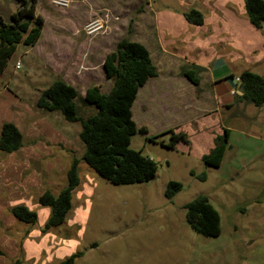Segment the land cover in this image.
I'll return each mask as SVG.
<instances>
[{
    "label": "rangeland",
    "instance_id": "rangeland-1",
    "mask_svg": "<svg viewBox=\"0 0 264 264\" xmlns=\"http://www.w3.org/2000/svg\"><path fill=\"white\" fill-rule=\"evenodd\" d=\"M88 1L72 0L69 8L59 10L49 0H37L35 12L44 20L39 42L33 49L18 45L0 76V122L13 123L23 136L18 152L0 153V264L15 260L59 264L78 253L82 254L74 264H264L263 108L237 104L232 94L236 107L221 113L207 111L198 122L176 127L183 122L180 113L185 121L188 117L179 109L178 99L196 94L181 76L161 74L157 82L163 85V80H170L173 88L178 84L179 92L167 96L160 112L156 109L159 99L148 102L147 81L132 105L133 121L146 134L132 136L130 148L152 159L157 170L150 181L127 185L109 183L80 160L85 147L78 136V122L37 108L41 92L61 79L78 91V116H90L95 110L84 102L85 91L97 86L105 93L111 87L103 62L118 41L141 42L156 61L160 52L151 33L158 28L164 42L172 40L169 48L189 53L186 34L202 30L186 24L183 13L192 8L203 12L205 8V15L213 12L209 2L197 7L203 0H184L185 5L182 0ZM93 1L101 4L99 10L77 22L73 9L77 6L75 14L80 15ZM239 3L244 9V0H234V8ZM15 4L16 0H0L4 23L10 22L9 11ZM106 14L104 32L86 37L83 26ZM235 16L225 19L231 27L225 36L238 33L235 41L218 43L219 27L208 23L203 30L208 29L210 36L200 40L194 52L208 58L215 55L213 48L234 72L249 69L264 78V25L256 30L245 14ZM16 61L19 69H15ZM160 116L163 124L157 120ZM223 125L229 128L225 156L220 167L206 166L202 157L210 152L216 128ZM180 132L186 142L178 141L174 149L148 140L161 134L156 140L169 143L172 134ZM73 158L79 160L80 184L72 194L71 210L63 224L44 232L50 209L40 206L38 198L45 191L56 196L66 186ZM24 161L27 168L21 165ZM201 174L206 177L203 181L196 177ZM169 181L182 185L172 199L163 195ZM199 195L206 196L219 214L216 238L202 237L186 223L184 206ZM16 204L36 212L35 225L12 219L8 210Z\"/></svg>",
    "mask_w": 264,
    "mask_h": 264
},
{
    "label": "trees",
    "instance_id": "trees-1",
    "mask_svg": "<svg viewBox=\"0 0 264 264\" xmlns=\"http://www.w3.org/2000/svg\"><path fill=\"white\" fill-rule=\"evenodd\" d=\"M17 7L10 15V23H4L0 17V76L18 45L34 46L40 38L44 20L35 12L37 0H16ZM244 11L249 24L256 30L264 25V1L244 0ZM185 21L193 26H201L203 14L190 9L183 13ZM106 77L111 80V87L105 93L97 86L88 87L84 102L93 107L95 112L86 118L78 116L76 100L78 91L61 79L54 80L45 88L36 101L39 109L59 112L67 122H78L80 141L84 144L81 156L98 176L113 185L141 184L154 178L156 163L140 151L130 148L132 136L136 133L146 134L145 129L138 128L132 118V105L137 94L149 79L157 76L148 50L140 43L123 38L115 45L103 62ZM186 78L196 83L189 75ZM237 89L241 95H235L237 104L252 105L260 108L264 105V78L251 71H243L237 77ZM161 135V134H160ZM158 135V136H160ZM229 130L224 128L220 136L215 137L214 146L202 157L206 166L218 168L225 156L228 146ZM158 136L149 137L153 143H159L168 149H174L178 141L186 142L182 132L171 136L169 143L157 141ZM23 145V136L11 122H4L0 129V152L11 154ZM79 160L73 158L66 172V186L54 196L49 191L43 192L38 204L50 209L44 225V232L64 223L71 210L72 194L79 186ZM195 176L194 172H190ZM205 180L204 174L196 176ZM182 190V185L169 181L163 195L172 199ZM187 225L198 235L216 238L220 235V218L218 212L204 195L195 197L185 206ZM8 213L18 222L35 225L37 214L24 205L9 208ZM82 253L74 254L59 264H74ZM11 264H21L15 260Z\"/></svg>",
    "mask_w": 264,
    "mask_h": 264
},
{
    "label": "crops",
    "instance_id": "crops-1",
    "mask_svg": "<svg viewBox=\"0 0 264 264\" xmlns=\"http://www.w3.org/2000/svg\"><path fill=\"white\" fill-rule=\"evenodd\" d=\"M86 1L89 3L88 0ZM182 1H183L182 5H185V1L184 0ZM206 2L210 3V6L212 7V10H213V12L207 15L204 14V12H206V9L201 8L202 6L203 7L206 6ZM99 5L101 4L96 3L94 1L91 2L88 9L85 8V10L80 13V15H76L77 6L75 5L76 9H73L72 12L74 13L72 14V16L76 17L77 22H78L81 19L88 17L94 11L99 10L98 9ZM188 6L191 8L194 7L192 3L189 4ZM16 7L17 5L15 4V6L12 7V10L9 11V17ZM197 7L204 10V12L201 10H198L201 13H203L204 22L201 26H198L200 27V30L202 31L197 32V33L190 32L189 34H186V40H187L186 43L188 46H190V50H189L190 54L188 52L179 54L178 52L169 48V47H172L171 46L172 40L167 39L164 42L158 36V33H157L158 28H155L154 33L153 32L151 33L153 42L159 48L158 52H160V55L158 53V60H156L158 62L157 63L156 61L153 60L152 56L149 53L150 59L156 68L157 76L148 80V102L155 103L159 99L160 101L158 103H160L161 105L159 107H156V109L159 110V109H162L163 102L164 100H166V98L168 99L167 97L168 95L171 96L172 94L179 92V90H177L178 89L177 81H176L177 86H175L174 88L172 87L174 82L170 80H163V85H161L160 82H157L156 79L161 74L165 75V77L167 78H173L174 74L172 76V73H175V75L177 76H181L182 80H185V82L189 85L190 88H192L193 92L196 94L191 97H186L185 95L184 97H180L178 99L179 109L185 111L188 117H187V121H185L186 120L184 117L185 114L180 113L178 117L183 122L177 125L176 127L194 124L196 121L198 122V119H200L202 116H205L207 111H209V113L220 111L221 113L222 110H230L236 107L237 105L236 103H234L233 95L231 94V92L234 91L235 95L236 94L239 95L238 93L239 91L237 89V77L243 71H251L249 69H246V70H241L239 72H234L235 71L234 68L228 65L224 61L223 58L218 56V53L215 52L213 48H212V51H213L212 53H214L215 55L210 54L208 58L206 56H201L199 53L194 52L197 46L200 44L199 41L202 39H207L210 36L208 29L203 30V28L206 29L205 26L208 23L210 24L209 25L210 27H211V24H214V27H219L220 34L216 38V41L218 43H222L224 41H230V42L235 41L234 37H236L238 33H235L234 36H230V34H228V36H225L226 31H229L231 29L229 22L225 19L232 17V16L234 17V15H237L235 17H239V16L242 17L245 14V12L241 4L239 3V6L237 8H234V0H203V3L201 1V6H197ZM227 7H232V8L227 9ZM221 21L222 23H220ZM186 24L188 23L186 22ZM185 28L188 30L187 26ZM201 32L205 34L199 37V34ZM38 42L39 40L34 46L30 47V49H33L35 46H37ZM137 42L142 44L139 41ZM166 43H169V45ZM181 44L182 43L179 42L178 45H181ZM185 75H189L196 83L194 84L190 82L186 78ZM178 97L179 95L175 96V99H177ZM205 106H209V108ZM261 108L264 109V105ZM159 111L162 112V110H159ZM158 118L159 119L157 120H159L160 124H163L165 122L161 116ZM250 121L254 122L253 119H250ZM166 122L168 121L166 120ZM3 123L4 122H0V129ZM224 128L229 129L227 126H224V125L216 128L215 134L210 138V145L208 146V151H210L213 148L214 146L213 141L215 137L222 135ZM16 152H18V150ZM14 153L6 154V155H12ZM205 153L207 152H204V154ZM21 165L23 166V168H27L28 161H24V163H21ZM39 187L41 188V183H39ZM24 188L26 189L25 186ZM18 204H21V203H18ZM13 206L15 205L10 206V208ZM12 219L15 220L13 217Z\"/></svg>",
    "mask_w": 264,
    "mask_h": 264
},
{
    "label": "built area",
    "instance_id": "built-area-1",
    "mask_svg": "<svg viewBox=\"0 0 264 264\" xmlns=\"http://www.w3.org/2000/svg\"><path fill=\"white\" fill-rule=\"evenodd\" d=\"M72 0H49V4L59 10H65L71 6ZM108 19V14L104 15V17H96L90 19L84 26H83V33L86 37L93 38L101 33L104 32L106 29V22ZM20 68V63L17 62L15 65V69ZM235 92L232 91L231 94Z\"/></svg>",
    "mask_w": 264,
    "mask_h": 264
},
{
    "label": "water",
    "instance_id": "water-1",
    "mask_svg": "<svg viewBox=\"0 0 264 264\" xmlns=\"http://www.w3.org/2000/svg\"><path fill=\"white\" fill-rule=\"evenodd\" d=\"M239 93V95H241V92H238Z\"/></svg>",
    "mask_w": 264,
    "mask_h": 264
}]
</instances>
